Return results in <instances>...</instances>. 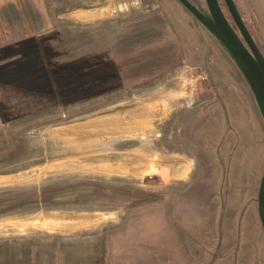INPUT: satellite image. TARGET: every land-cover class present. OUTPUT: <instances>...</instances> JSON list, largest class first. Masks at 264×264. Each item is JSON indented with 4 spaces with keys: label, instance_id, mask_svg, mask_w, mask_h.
<instances>
[{
    "label": "rangeland",
    "instance_id": "374dc122",
    "mask_svg": "<svg viewBox=\"0 0 264 264\" xmlns=\"http://www.w3.org/2000/svg\"><path fill=\"white\" fill-rule=\"evenodd\" d=\"M235 2L264 52V0ZM49 49L62 77L75 59L103 90L51 98L35 62ZM255 153L263 166L248 86L177 0H0V264H237L219 160L234 174ZM246 213L241 242L264 264Z\"/></svg>",
    "mask_w": 264,
    "mask_h": 264
},
{
    "label": "water",
    "instance_id": "95a60500",
    "mask_svg": "<svg viewBox=\"0 0 264 264\" xmlns=\"http://www.w3.org/2000/svg\"><path fill=\"white\" fill-rule=\"evenodd\" d=\"M177 1L206 30L237 68L251 92L264 124V52L244 22L235 0H224L233 22L226 15L220 0H205V8L193 0ZM258 200L264 234V170Z\"/></svg>",
    "mask_w": 264,
    "mask_h": 264
},
{
    "label": "flooded vegetation",
    "instance_id": "af4514ba",
    "mask_svg": "<svg viewBox=\"0 0 264 264\" xmlns=\"http://www.w3.org/2000/svg\"><path fill=\"white\" fill-rule=\"evenodd\" d=\"M260 47V46H259ZM254 147V146H253ZM241 166L234 171V174L231 173V166H229L226 161L221 159L219 160V165L221 167V175L222 181L224 182L223 186L225 191H227L228 183L232 182L236 184V188L228 190V192H236L237 193V208H240V212L238 215V227H239V254L237 259V264H260L259 255L253 254L252 257L249 258V253H246V246L243 244V240L245 237V232L243 231V223L246 216V210L248 208H252L254 210V214L257 213V219L260 221L258 205H259V190L261 185V180L263 176L264 165L261 164V157L259 153L252 154L248 160L242 159ZM209 174L211 178L213 177L212 168H210ZM232 176V178H231ZM234 189L236 191H234ZM224 202V201H223ZM222 202V204H223ZM253 213V212H252ZM249 218V217H248ZM261 223V221H260ZM242 241V242H241ZM220 245V244H219ZM220 247V246H219ZM219 249V248H218ZM217 257L214 254L211 255V260L209 264H217ZM228 263L229 260H226ZM225 263V264H226Z\"/></svg>",
    "mask_w": 264,
    "mask_h": 264
},
{
    "label": "trees",
    "instance_id": "16d2710c",
    "mask_svg": "<svg viewBox=\"0 0 264 264\" xmlns=\"http://www.w3.org/2000/svg\"><path fill=\"white\" fill-rule=\"evenodd\" d=\"M32 33V32H30ZM57 36V35H56ZM55 35L50 38L49 36L46 37L47 40L53 39L56 37ZM28 38H33V36H28ZM35 38V37H34ZM38 39V37H36ZM43 39V37L41 38ZM40 39V40H41ZM5 40V39H4ZM26 41V40H24ZM4 42V41H3ZM39 45V44H38ZM47 51V50H46ZM28 53V54H27ZM33 52L27 51L26 52V59L25 60H19L20 65L23 64H30L33 62V60H30V56H32ZM31 54V55H29ZM46 55V56H45ZM58 55V54H57ZM56 53L49 49V51L45 52L44 55L38 57V60H35V62H39L42 65H44L48 69L49 73V78H50V87L52 89V92L50 94V97L55 99V100H66L71 97H76L77 94H91L94 91H100L101 89L103 90V86L98 88L96 86L95 81L97 80L98 74H90V75H73V70L76 67L75 59L71 60L72 64H69L68 67L64 65V67L69 71L70 76L67 77H62V70L63 67L59 65V61L56 58ZM30 57V58H29ZM28 59V60H27ZM34 63V62H33ZM87 84V85H86ZM85 85L87 86L86 89H81L78 93H67V89H72V87H77V86H82ZM107 91V90H105ZM101 92V91H100Z\"/></svg>",
    "mask_w": 264,
    "mask_h": 264
},
{
    "label": "crops",
    "instance_id": "0c3cea01",
    "mask_svg": "<svg viewBox=\"0 0 264 264\" xmlns=\"http://www.w3.org/2000/svg\"><path fill=\"white\" fill-rule=\"evenodd\" d=\"M2 43H3V40H2Z\"/></svg>",
    "mask_w": 264,
    "mask_h": 264
}]
</instances>
